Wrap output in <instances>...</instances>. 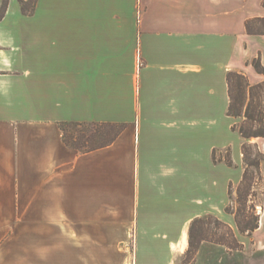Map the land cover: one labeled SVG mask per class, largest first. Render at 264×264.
<instances>
[{
  "label": "crops",
  "instance_id": "obj_1",
  "mask_svg": "<svg viewBox=\"0 0 264 264\" xmlns=\"http://www.w3.org/2000/svg\"><path fill=\"white\" fill-rule=\"evenodd\" d=\"M262 3L34 0L24 13L8 0L0 264H126L129 247L134 264H180L193 219L234 221L226 207L246 140L227 114V74L264 81L252 64L264 65V34L246 29L264 17ZM61 122L125 127L109 146L81 152ZM225 150L234 166L214 160ZM263 227L262 217L251 236L234 229L242 250L203 241L192 264H264Z\"/></svg>",
  "mask_w": 264,
  "mask_h": 264
},
{
  "label": "trees",
  "instance_id": "obj_2",
  "mask_svg": "<svg viewBox=\"0 0 264 264\" xmlns=\"http://www.w3.org/2000/svg\"><path fill=\"white\" fill-rule=\"evenodd\" d=\"M8 0H3L0 9V20L4 17ZM23 12H28L32 0L26 2L20 0ZM264 6V0H263ZM246 29L249 34H264V17L250 19L246 22ZM258 73L264 74V65L259 58L252 62ZM229 106L227 114L234 118L241 119L240 123L233 125L246 140L242 145L244 174L237 187V207L229 204L226 211L234 215L238 231L243 235L251 236L260 227V215L257 212L255 198L256 189L262 180V164L264 152L259 148L258 143L252 139L264 138V81L252 84L244 72L229 71L227 74ZM91 128L89 132L82 130L76 137H69L66 134L67 127ZM59 127L63 132L66 144L81 152H91L112 144L120 135L125 125L112 122H61ZM214 160L217 161L214 153ZM229 166H234L230 155L224 160ZM234 189L230 186L229 193L232 199ZM214 224V229L211 225ZM203 241H210L222 244L229 251L242 250L244 244L238 239L234 228L228 223L215 216L196 217L192 220L189 230V246L186 250V258L183 264H192L196 259L197 251Z\"/></svg>",
  "mask_w": 264,
  "mask_h": 264
},
{
  "label": "rangeland",
  "instance_id": "obj_3",
  "mask_svg": "<svg viewBox=\"0 0 264 264\" xmlns=\"http://www.w3.org/2000/svg\"><path fill=\"white\" fill-rule=\"evenodd\" d=\"M33 2H34V0H32V3ZM30 7L31 6H29V8ZM240 121H241V119L239 120L238 123H240ZM82 130H86L87 132H89L91 130V128L88 127V126H84V127H71L70 126V127H67L66 134H67L68 138L69 137L71 138L73 136L76 137L78 135V133L80 131H82ZM259 141L264 142V138L259 139ZM259 148H260V146H259ZM262 151L264 152V150H262ZM230 155H231L230 150H225L224 152L217 154L216 157H217L218 160H221V159L226 160L227 158L230 157ZM263 164H264V162H263ZM263 164H262V166H263ZM237 187H238V185L236 187H233L234 192L232 194V199L230 198V201H229V204H231L234 207H237V205H238L237 201H236V198H237ZM256 192H257V195L254 198H255V201H256L255 203L257 204V212L260 215V220H261L262 217L264 218V172H263V170H262V180L260 182V185L257 187ZM228 224H230L231 227L233 226L234 229L238 232L235 220L231 221V223H228ZM211 228L214 229V224L211 225ZM263 229H264V227H263ZM125 252H127V255L129 256L128 262L126 264H134V253L131 254L130 247L128 248L127 251L125 249ZM185 258H186V254H184L182 262L180 264H183Z\"/></svg>",
  "mask_w": 264,
  "mask_h": 264
}]
</instances>
